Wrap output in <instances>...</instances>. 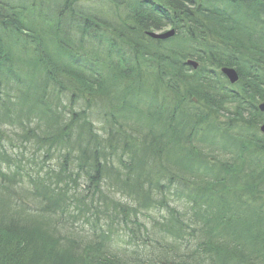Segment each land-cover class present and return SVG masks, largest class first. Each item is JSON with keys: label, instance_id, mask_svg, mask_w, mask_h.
Listing matches in <instances>:
<instances>
[{"label": "trees", "instance_id": "obj_1", "mask_svg": "<svg viewBox=\"0 0 264 264\" xmlns=\"http://www.w3.org/2000/svg\"><path fill=\"white\" fill-rule=\"evenodd\" d=\"M262 102L264 0H0V264H264Z\"/></svg>", "mask_w": 264, "mask_h": 264}, {"label": "rangeland", "instance_id": "obj_2", "mask_svg": "<svg viewBox=\"0 0 264 264\" xmlns=\"http://www.w3.org/2000/svg\"><path fill=\"white\" fill-rule=\"evenodd\" d=\"M168 32V31H167ZM19 129H17V127H5L4 128V132H3V137L1 139V141L4 143L5 146V150L7 151L8 155H10V157H17L18 161L17 164L21 167L22 170V174L27 171V173H30V175H34L37 172H39L41 175V177H44L45 174H47V172H50V170L56 169L58 166L56 165L57 159L55 158L54 160H50L49 157H47L46 155V148L44 149H39L37 145H35L32 142H26V141H22L19 138ZM211 150V149H210ZM218 150V149H217ZM24 155L25 158L22 156ZM36 160L37 163L32 164V160ZM4 168H6V163H4L3 165ZM7 171L9 173H13L14 170H16V167L14 166V164L11 166V170L6 168ZM50 175V174H49ZM50 177H52L50 175ZM22 180V182H21ZM17 181V185L18 187H14L13 191L16 192L17 194H20L22 197L20 198V200H22L23 202H27L28 208L34 210L36 209L38 206H36V200L33 199V196H31L29 193H27L26 191L21 192L22 189L25 188V183L27 182L28 179H26L24 177V179H21ZM52 181L55 184L56 183V179L54 177H52ZM22 183V184H21ZM80 185H83V181L80 180L79 181ZM6 184L8 183H5ZM1 185V184H0ZM23 186L20 188V186ZM5 186H0V199H3L4 197L6 198V194H8L9 191L4 190ZM60 186L64 188V184L63 182L60 183ZM68 187H71L72 189H74L76 186H74L72 183L68 184ZM83 186H81L82 188ZM119 186L116 185V187L113 188V192H116L114 196H116V199H119L122 201L124 195L122 193H120V189L118 188ZM81 191V190H79ZM73 192V191H72ZM86 203H88V200L86 201ZM99 203V202H98ZM148 214V213H147ZM151 216L156 217V213H150ZM141 220L142 221H149L150 220V216L148 215H140ZM86 218H90L91 221H94L96 218L95 216H91V213L87 212L86 210L83 209V211L79 212V213H75V220H69L67 221L66 224H62L61 222L59 223V226H61L63 228V230H65L68 234L71 233L73 235L75 234H86L85 231H90V225L89 222L86 220ZM147 219V220H146ZM67 219H65L66 221ZM119 226H116V229H113V231L118 230ZM122 227V226H121ZM115 232V233H116ZM122 241L119 239L118 240V247L119 249H123L125 247V243H123L124 238L121 237Z\"/></svg>", "mask_w": 264, "mask_h": 264}, {"label": "water", "instance_id": "obj_3", "mask_svg": "<svg viewBox=\"0 0 264 264\" xmlns=\"http://www.w3.org/2000/svg\"><path fill=\"white\" fill-rule=\"evenodd\" d=\"M175 35V31L170 30L169 32H164V31H158V32H151L149 33V36L154 39V40H167L169 39V37H172ZM187 65L193 69H198L199 64L198 62H195L194 60H189L186 62ZM221 72L223 73L224 76H226L227 80L232 84V85H236V83H238L239 81V73L238 71H236V69L234 70L233 68H228V67H224V69L221 70ZM259 110L261 113H264V102H262L259 105ZM261 133L264 134V123L263 125L260 127Z\"/></svg>", "mask_w": 264, "mask_h": 264}, {"label": "bare ground", "instance_id": "obj_4", "mask_svg": "<svg viewBox=\"0 0 264 264\" xmlns=\"http://www.w3.org/2000/svg\"><path fill=\"white\" fill-rule=\"evenodd\" d=\"M170 30H173V31H175V29H169V30H166V31H168V32H169ZM161 32H162V31H161ZM176 34H177V31H175V35H174V36H172V37H169V39H172V38H174V37L176 36ZM169 39H167V40H165V41H168ZM192 60H194L195 62H197V60H195V59H192ZM192 60H191V61H192ZM198 64H199V67H200V63H199V62H198ZM199 67H198V68H199ZM222 69H224V68H222ZM194 70H195V69H194ZM196 70H197V69H196Z\"/></svg>", "mask_w": 264, "mask_h": 264}]
</instances>
